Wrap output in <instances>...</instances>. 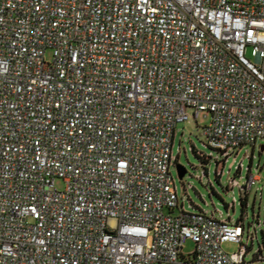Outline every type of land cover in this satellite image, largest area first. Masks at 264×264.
I'll list each match as a JSON object with an SVG mask.
<instances>
[{
  "label": "built area",
  "instance_id": "2783aa9c",
  "mask_svg": "<svg viewBox=\"0 0 264 264\" xmlns=\"http://www.w3.org/2000/svg\"><path fill=\"white\" fill-rule=\"evenodd\" d=\"M204 111L219 164L264 140V0H0V264H264L179 202L176 126Z\"/></svg>",
  "mask_w": 264,
  "mask_h": 264
},
{
  "label": "rangeland",
  "instance_id": "374dc122",
  "mask_svg": "<svg viewBox=\"0 0 264 264\" xmlns=\"http://www.w3.org/2000/svg\"><path fill=\"white\" fill-rule=\"evenodd\" d=\"M250 56V55H249ZM47 58H52V51L47 52ZM211 121V114L207 111L201 112L197 119L191 114L190 119L177 124L176 136L173 145V155L178 156L177 162L172 163L170 172L172 173L180 204L185 210H204L209 213L215 209L222 210L223 217L231 220H238L242 214L240 195L248 196V206L245 208L246 234L244 243L248 245L249 251L246 256L247 261H252L254 255L260 247L264 248V140L259 139L256 145L247 144L237 149L227 160L226 164H219L223 167V174H220V181L216 177L217 158L207 157L213 150L207 145L205 126ZM181 147V151L179 148ZM193 147L200 153L196 156ZM180 152V153H179ZM216 155V152L213 153ZM252 156V159L249 157ZM243 163L240 173L234 177L238 163ZM251 163L252 173L258 175L260 180L254 184L252 189L240 188L241 184L248 179L247 167ZM178 165L186 168L185 175L181 178L178 172ZM250 175V172H249ZM59 189L64 188V182L57 181ZM228 186V188H226ZM213 189L215 191H213ZM234 208L230 205H233ZM226 203L229 207H226ZM217 217L219 212H215ZM261 225L257 228V238L252 245L247 240L249 228L252 223ZM195 244L192 240H187L184 244L183 252L187 255L194 250ZM223 247L230 253L239 250L236 242H224Z\"/></svg>",
  "mask_w": 264,
  "mask_h": 264
},
{
  "label": "trees",
  "instance_id": "16d2710c",
  "mask_svg": "<svg viewBox=\"0 0 264 264\" xmlns=\"http://www.w3.org/2000/svg\"><path fill=\"white\" fill-rule=\"evenodd\" d=\"M192 150L195 152L196 156L198 155V157L200 156V154H202V153L199 154V152L194 147H193ZM207 157H210V156H207ZM176 162H177V160H176ZM217 162H218V160L216 161V167H217ZM248 167L249 168L247 170H248V176H249V172L251 171V167H252L251 163H250V165ZM215 173H216V171H215ZM238 173H240V167H238L236 169L235 177H240L241 176V175L236 176V174H238ZM216 177H218L217 179H218V181H220L219 180L220 179V175L216 174ZM226 188H228V186ZM213 191H215V190L213 189ZM240 204L242 206V214H241L240 218L237 221L241 222L243 224L245 222L244 221L245 220V208H247V206H248V196H243L242 197L240 195ZM226 207L228 208L229 204L226 203Z\"/></svg>",
  "mask_w": 264,
  "mask_h": 264
},
{
  "label": "water",
  "instance_id": "95a60500",
  "mask_svg": "<svg viewBox=\"0 0 264 264\" xmlns=\"http://www.w3.org/2000/svg\"><path fill=\"white\" fill-rule=\"evenodd\" d=\"M262 149H264V145L262 146ZM178 172L179 176L182 178L186 173V168L182 165H178Z\"/></svg>",
  "mask_w": 264,
  "mask_h": 264
}]
</instances>
